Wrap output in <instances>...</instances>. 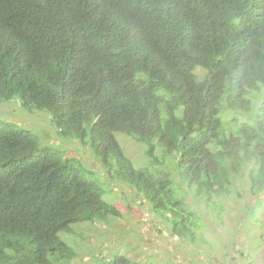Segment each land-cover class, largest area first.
Instances as JSON below:
<instances>
[{
  "label": "trees",
  "instance_id": "1",
  "mask_svg": "<svg viewBox=\"0 0 264 264\" xmlns=\"http://www.w3.org/2000/svg\"><path fill=\"white\" fill-rule=\"evenodd\" d=\"M13 101L55 134L0 116V264H69L62 232L121 215L110 180L194 244L199 201L219 205L244 172L264 190V0H0V109Z\"/></svg>",
  "mask_w": 264,
  "mask_h": 264
},
{
  "label": "rangeland",
  "instance_id": "2",
  "mask_svg": "<svg viewBox=\"0 0 264 264\" xmlns=\"http://www.w3.org/2000/svg\"><path fill=\"white\" fill-rule=\"evenodd\" d=\"M20 107L16 101L2 104L0 116L12 120L22 118L21 122L16 120L22 127L15 126L30 129L45 144L43 133L51 131L55 134L51 114ZM53 138L58 143V139ZM120 139L135 165L147 161L143 143L126 135H120ZM70 141L65 145L67 148L79 149L85 163L102 169L95 154L81 146V140L72 138ZM234 178L233 186L237 190L216 196L219 205L207 201L197 203L206 228L198 231L200 241L194 244L173 238L171 228L163 224V218L155 215L148 203L135 196L126 183L108 181V189L115 190L107 196L108 200L121 215L107 224H75L71 235L62 232V238L78 252L69 264H102L120 252L140 264L148 259L154 260L155 264H264V190L259 195L253 193L247 172Z\"/></svg>",
  "mask_w": 264,
  "mask_h": 264
}]
</instances>
